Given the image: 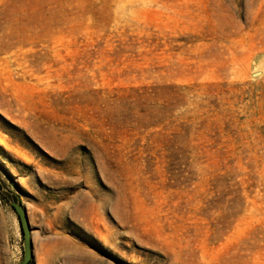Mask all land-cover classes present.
Wrapping results in <instances>:
<instances>
[{"label": "rangeland", "instance_id": "obj_1", "mask_svg": "<svg viewBox=\"0 0 264 264\" xmlns=\"http://www.w3.org/2000/svg\"><path fill=\"white\" fill-rule=\"evenodd\" d=\"M264 264V0H0V264Z\"/></svg>", "mask_w": 264, "mask_h": 264}, {"label": "water", "instance_id": "obj_2", "mask_svg": "<svg viewBox=\"0 0 264 264\" xmlns=\"http://www.w3.org/2000/svg\"><path fill=\"white\" fill-rule=\"evenodd\" d=\"M4 196L7 198L10 206L17 214L21 232L23 235V257L18 264H29V262L33 258V248L27 211L19 199L12 198L6 194H4Z\"/></svg>", "mask_w": 264, "mask_h": 264}]
</instances>
